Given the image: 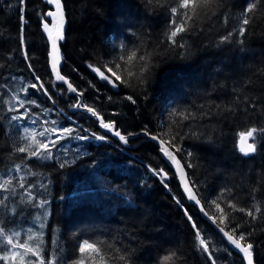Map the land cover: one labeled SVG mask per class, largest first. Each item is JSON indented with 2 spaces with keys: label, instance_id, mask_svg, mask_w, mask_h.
<instances>
[{
  "label": "trees",
  "instance_id": "16d2710c",
  "mask_svg": "<svg viewBox=\"0 0 264 264\" xmlns=\"http://www.w3.org/2000/svg\"><path fill=\"white\" fill-rule=\"evenodd\" d=\"M249 2L218 0L199 18L194 17L191 30L181 34L183 40L177 37L186 44L179 48L170 45L165 35L176 0H62L67 22L60 45V72L84 93L83 103L94 107L105 122L115 121L121 133L137 135L121 145L86 112H71L77 96L69 94L65 84L55 82L42 30L47 20H41L48 5L43 0H25L21 12L19 0H0V183L13 178L15 188V195L8 192L10 197L0 204L1 226L21 236L29 227L33 234L41 233L45 258L54 254L57 264H79L81 260L84 264H211L198 251L194 221L217 264H243L236 252L222 244L199 209L185 199L159 147L143 135L147 129L166 142L176 136L174 143L180 150L171 149L183 162L199 200H206L201 203L217 224L219 212L210 201L222 189L231 190L225 193L222 207L227 200L253 211L254 205L260 207L255 221L233 212L231 223L220 226L228 231L241 224V232L254 227L249 238L254 244V262L264 264V134L257 133L260 139L255 155H242L237 143L239 132L264 128V2H257L256 11L250 14L253 19L244 37L234 33L229 43L219 42L221 36L239 27L236 18ZM241 39L243 44L238 42ZM25 46L28 60L23 54ZM132 51L138 57L150 55L144 83L136 76H127V70L138 73L143 63L137 59L126 64L121 59ZM90 64L102 71L108 65L128 83L114 90L88 67ZM35 76L40 77L52 100L29 88L27 98L37 101L39 107L29 106L34 115L10 123L11 116L24 111H8L18 107L13 95L24 99L20 89L35 83ZM129 96L135 103L127 99ZM32 119H36L35 124ZM16 124L20 127H13ZM26 125L34 128L37 140L45 139L39 132L46 128L72 127L76 131L52 149L53 160L41 162L15 150L28 143L21 139ZM93 132L108 139L97 141L91 136ZM79 135L92 140H79ZM188 152L193 156L188 157ZM115 157L118 161L123 158L118 164ZM65 160L68 164L61 168ZM16 165L21 166V172H15ZM152 169H163L167 176L162 181L163 174L158 176ZM29 171L35 175H28ZM18 175L25 176L26 187L35 185L32 193L37 201H48L44 209L32 207L27 195H21L24 189L18 187ZM45 211L47 218L43 219ZM83 241L95 244L99 254L91 250L80 253L78 245ZM4 251L0 250V255ZM172 253L176 255L166 261Z\"/></svg>",
  "mask_w": 264,
  "mask_h": 264
},
{
  "label": "snow or ice",
  "instance_id": "6c2138e0",
  "mask_svg": "<svg viewBox=\"0 0 264 264\" xmlns=\"http://www.w3.org/2000/svg\"><path fill=\"white\" fill-rule=\"evenodd\" d=\"M45 2L49 5H54L55 10L54 11H47L46 13H43L41 15V20H46V18H51V25L48 22H45L43 24V30L45 33H47V38L51 42L52 52L50 55H53V62H52V71L55 73L56 80L62 81L65 84H67V91L72 93H77V102L73 105H70L71 107L78 109V110H84L88 114H90V117H96L99 121L100 127L105 129L108 132H111L114 136H116L120 142L123 144H128V137L134 135V133H128L127 135L122 134L120 130L116 129L115 127V121H108L105 122L103 117L97 112V110L89 106L88 104L83 103L82 97L84 95L83 92H78V90L67 81V79L57 71V59L59 50H58V42L65 39L64 36V25H65V13H64V6L61 2V0H45ZM151 2V0H149ZM257 2H264V0H250V2L244 7L242 12L240 13V16L236 18V23H238L239 27L234 28L232 31H228V33L224 36H221L219 38V42L221 44L229 43L231 41V38L233 37L234 33L238 35L239 37H244L246 32L249 31L248 25L251 23L253 17L250 15L254 13L257 9ZM20 5L22 6L20 8V11L23 12L24 8L23 5H25V0H19ZM157 3H159V0H157ZM218 3V0H176V6H173L170 8V19H169V27L168 31L165 33L167 40L170 45L176 46L179 48H185L186 44L179 42L177 40V37H180L181 40H183V36L181 34L188 33L191 30V24L195 18H199L201 13L204 10H209L214 4ZM215 13H213L214 15ZM179 17V19H177ZM21 20H23V15H21ZM224 23H228V16H224ZM22 44L24 43L22 39ZM239 43L243 44V40H239ZM24 57L25 60H28V53L25 46L24 49ZM121 59L125 60L126 64H131L135 60L142 61L143 63L139 66V72L133 73L131 70H127V76L132 77L136 76L138 80H140L141 83H144V77L145 74L150 71V55H140L137 56L136 51H132L126 58L122 57ZM89 68H91L94 72L98 74V76L111 84L113 87H119L120 84H126L128 83L127 79H122L120 74H117L116 71L113 70L112 67H109L108 65H104V69L106 71H102L100 67H96L94 65H88ZM116 68H119L120 65L116 64ZM29 68H31V64H29ZM110 73V75L106 74ZM114 78V79H113ZM35 83L28 84L20 89V92L25 94L24 99H20L18 94H14L12 97V100L15 101V104L17 106H12L8 108L9 112H19L20 109H23V113L20 115H13L9 118L10 123L13 121L21 122L24 121L26 118H28L31 115H34L30 112L29 106H36L39 107L37 101L27 98V93L29 88L34 89L36 92H40L43 95H46L49 100H52L51 93L48 92V89L45 87L44 83L40 80L39 76H35ZM119 82V83H117ZM128 100L135 103L133 98L131 96L127 97ZM54 103V101H53ZM180 115L183 116L184 119H188L189 116L184 115L183 113H180ZM32 124L36 123V119H32L30 121ZM47 123V121H44ZM53 125H56V121H51ZM13 127L19 128L20 125L16 124L13 125ZM7 129L5 132L7 133ZM74 131L76 129L72 127H52L50 129L46 128L43 131L39 132L40 137H44V140H37L36 135L37 133L30 129L28 127H23V133L24 135L21 137V139L27 140L28 143L24 146L17 147L15 150L18 153H24L26 154V158L32 159L35 158L37 161H50L53 160V152L52 149L56 148L58 144H60L61 141L71 138ZM85 132L88 131V129H84ZM257 133L264 134V128H256L252 127L247 129L246 131H241L238 133V150L239 152L244 156H251L255 155L258 150V139L260 137L257 136ZM143 134L148 136L150 139L157 141L162 146L163 154L168 157L173 164L177 165L178 171L181 172V180L184 185V191L187 193V198L189 200L194 201L197 205L200 204V200L197 199V196L194 192L195 184L191 183L187 177L186 174L183 172V169L180 167V162L176 159V157L172 154L171 151H169L167 148H164L163 145L165 143L168 144L170 148L176 149L179 151L180 149L177 148L174 141L176 140V136H172L169 141H165L161 138L160 134L151 133L147 129L143 130ZM177 136L179 133L176 134ZM192 135H196L195 132L192 133ZM52 136H55L53 139ZM91 136L98 140V141H105L108 139L105 135H99L95 132L91 133ZM79 140H88V135H79L77 137ZM188 157H192L193 153L188 152ZM68 164V161L65 160L62 163H60V167L63 168ZM188 167H193L192 164H189ZM21 166L16 165L15 166V172L19 173L21 172ZM154 174L161 176L162 175V181L163 178L167 176V173H164L163 169H160L157 171L156 169H152ZM28 175H35V173H32L29 171ZM25 176L21 175L18 177V187L21 189H24V194L27 195V201L32 205V207L44 209L45 206L48 204V201L46 199H39L36 200L35 196L32 193V188L35 187L33 184H29L27 187L24 183ZM13 185V178L5 179L2 183H0V190L10 192L11 194L15 195V188ZM43 187V185H41ZM167 187V185H165ZM230 189H222L220 194L216 197V199H213L210 201L212 205L215 206V208L219 212V224H217L218 230L220 233L223 234V237L227 239V241L234 246L236 250L242 255L243 261L246 262V264H254V244L250 242L249 238L253 235V232L255 231V228H251V230L246 232H241L239 229L241 228V224H236L235 227L230 228L228 231L225 230V227H221V224H228L231 223V220L229 217L231 216V213L233 212H240L244 213L247 217L250 218L251 221H255L258 219L257 214L261 212V209L259 206L254 205L255 211L252 209H246L244 207H239L237 203L234 202V200H227L225 203V206H221V201L224 198L225 193L230 192ZM253 192L256 191V189L252 190ZM7 199V197H4L3 199H0V204H4V201ZM177 203L179 201L177 200ZM226 209L230 211H226ZM15 211L14 209L12 210ZM187 214V212H186ZM47 218V212L45 211L43 213V219ZM38 219H40L38 217ZM189 221H192V217L188 216ZM210 219H213L210 217ZM250 222V221H246ZM213 223H216V220L213 219ZM39 227L42 229L44 227L43 222L39 224ZM192 227L196 229V239L199 242L198 251L203 252L206 255V258L211 262V264H217V259L214 257L212 250H210L208 243L206 242L205 238L202 237L201 232L199 229H197V226L194 221H192ZM238 234V235H237ZM21 236L20 232H14L12 235H7L5 232L4 227H0V237L3 238V243L8 246L10 250L5 251L3 255H0V261H3L4 264H9V262H15L18 260L19 264H57V260L54 254L47 257V259L44 256V249H43V242L40 239V236L37 234H33L32 230H28L27 238L23 241L19 239ZM34 242V243H30ZM15 249H22V251H15ZM86 250H91L93 253L99 254V248L88 241H83L82 244L78 245V251L80 253H85ZM176 254L172 253L171 256H166L165 260H170L172 257H174ZM28 257H34V259H28ZM121 259H124V257H121ZM101 260H103V257H101ZM79 264H84V261L81 260Z\"/></svg>",
  "mask_w": 264,
  "mask_h": 264
},
{
  "label": "water",
  "instance_id": "95a60500",
  "mask_svg": "<svg viewBox=\"0 0 264 264\" xmlns=\"http://www.w3.org/2000/svg\"><path fill=\"white\" fill-rule=\"evenodd\" d=\"M45 1V0H44ZM63 4V3H62ZM49 5V4H48ZM52 6V8H53V10L52 11H54L55 10V6L54 5H51ZM64 10V9H63ZM65 13V12H64ZM46 20L47 21H44L43 22V24L45 23V22H48L50 25H51V18L50 17H48V18H46ZM66 18H65V25H64V33H65V29H66ZM42 30H43V26H42ZM43 33L45 34V36H46V38H47V33H45L44 32V30H43ZM65 36V35H64ZM47 40H48V38H47ZM64 42V40H62V41H59L58 42V50H59V53H58V56L56 57V59H57V71H59V73L61 74V72H60V69H61V66H62V53H61V49H60V45H61V43H63ZM48 43H49V53H48V58H49V66H50V69H51V71H52V62H53V55H50V53L52 52V47H51V42L48 40ZM94 73H96V72H94ZM52 74H53V77H54V80H55V82L56 83H63V84H65L64 82H62V81H57L56 80V76H55V73L52 71ZM97 74V73H96ZM62 75V74H61ZM98 75V74H97ZM100 78V77H99ZM101 79V78H100ZM102 80V79H101ZM68 81V80H67ZM104 81V80H103ZM106 82V81H105ZM109 86H111L114 90H117L118 89V87H113L111 84H109L108 82H106ZM66 86H67V84H65ZM69 92V91H68ZM69 94H75L76 96H77V93H72V92H69ZM84 111V110H83ZM84 112H86V111H84ZM87 113V112H86ZM88 114V113H87ZM90 115V114H89ZM94 119H96L97 121H98V119L96 118V117H93ZM99 122V121H98ZM99 126H100V124H99ZM101 128V127H100ZM101 130H103L104 132H106V133H108V134H110V136L111 137H113L114 139H116L120 144H123L122 142H120L119 141V139L116 137V136H114L111 132H108V131H106L105 129H103V128H101ZM139 135V134H138ZM144 135V134H143ZM135 136H137V135H132V136H130V137H128V139H130V138H133V137H135ZM149 138V137H148ZM150 139V138H149ZM151 141H153L158 147H159V153H160V156L162 157V159L166 162V164L173 170V172L175 173V175H176V177H177V181H178V183H179V185H180V189H181V192H182V194H183V196L185 197V199L190 203V204H193L194 206H196L198 209H199V211H200V213H201V215H202V217H204V218H206L207 220H209L212 224H214L213 223V219H210V216L207 214V212L204 210V208H203V206H202V203H201V201H200V204L199 205H197L194 201H192V200H189L188 198H187V193L184 191V185H183V183H182V180H181V172L180 171H178V169H177V165H175V164H173L172 163V161L168 158V157H166L164 154H163V151H162V146L157 142V141H154V140H152V139H150ZM163 147L164 148H167L169 151H171L172 152V154L176 157V159L180 162V167L183 169V172L186 174V177H187V179L189 180V178H188V175H187V172H186V169H185V166H184V164H183V162L180 160V158L178 157V155L176 154V152L175 151H173L166 143L163 145ZM246 157H248V156H246ZM195 192V191H194ZM195 194H196V192H195ZM196 196H197V194H196ZM197 199H199L198 198V196H197ZM215 229L217 230V232L223 237V234L222 233H220L219 232V230H218V227L217 226H215ZM224 238V237H223ZM225 239V241L227 242V244L231 247V249L234 251V252H236L241 258H242V255L238 252V250H236L235 248H234V246H232L228 241H227V239L226 238H224ZM244 264H246V262L244 261ZM255 264V263H254Z\"/></svg>",
  "mask_w": 264,
  "mask_h": 264
},
{
  "label": "bare ground",
  "instance_id": "6f19581e",
  "mask_svg": "<svg viewBox=\"0 0 264 264\" xmlns=\"http://www.w3.org/2000/svg\"><path fill=\"white\" fill-rule=\"evenodd\" d=\"M43 1H44V0H43ZM44 2H45V1H44ZM61 2H62V0H61ZM45 3H46V2H45ZM46 4H47V3H46ZM47 5H48V4H47ZM116 5H117V4H116ZM117 6H118V5H117ZM119 6H120V5H119ZM48 7H49V9H48L47 11H50V10L52 11V10H53V8H52L51 5H48ZM125 8H126V7H124V11L127 10V9L125 10ZM122 9H123V7H122ZM129 9H130V8H129ZM129 9H128V11H129ZM47 11H46V12H47ZM64 12H65V11H64ZM126 12H127V11H126ZM124 13H125V12H124ZM128 13H129V12H128ZM130 13H131V12H130ZM132 14L135 15V13H132ZM122 16H124V15H122ZM125 16H126V15H125ZM127 16L129 17L128 14H127ZM127 16H126V17H127ZM130 16H132V15L130 14ZM126 17H124V18H126ZM65 18H66V16H65ZM131 18H132V17H131ZM126 20H127V19H126ZM130 20H131V19H130ZM132 20L135 21V19H132ZM132 20H131V21H132ZM136 20H137V19H136ZM132 22H133V21H132ZM44 35H45V34H44ZM45 38H46V36H45ZM46 40H47V38H46ZM122 42H123V41H122ZM47 43H48V40H47ZM123 43H124V42H123ZM120 44H121V43H120ZM124 45H125V44H124ZM48 46H49V43H48ZM122 47H123V46H122ZM123 50H124V49H123ZM173 75H174V74H173ZM175 76H176V74H175ZM179 76H180V75H179ZM179 76H177V77H179ZM171 78H172V76H171ZM173 79H174V78H173ZM177 80H179V79H177ZM170 82H172V81H170ZM166 83H167V82H166ZM168 83H169V82H168ZM168 83H167V84H168ZM170 84H171V83H170ZM173 84H174V83H172V85H173ZM181 84H182V83H181ZM181 84H180V85H181ZM164 85H165V84H164ZM178 85H179V84H178ZM180 85H179V86H180ZM175 86H176V85H175ZM165 87H166V86H164V88H165ZM172 87H173V86H172ZM164 88H163V89H164ZM167 89H169V88L167 87ZM177 89H179L178 86H177ZM181 89H182V88H181ZM183 89H184V88H183ZM164 90H165V89H164ZM164 90H163V91H164ZM166 91H167V90H166ZM169 91H170V90H169ZM177 91H179V90H177ZM180 91H181V90H180ZM185 91H186V90H185ZM172 92H173V91H172ZM174 92H176V90H174ZM181 92H182V91H181ZM103 93H104V92H103ZM162 93H163V92H162ZM170 93H171V91H170ZM168 94H169V93H168ZM175 94H176V93H175ZM67 95H68V94H67ZM161 95H162V94H161ZM169 95H170V94H169ZM169 95H168V97H170ZM175 96H176V95H175ZM159 97H160V96H159ZM161 97H162V96H161ZM165 97H166V96H165ZM173 98H174V97H173ZM167 99H168V98H167ZM167 99H166V101H167ZM164 100H165V99H164ZM160 101H161V100H160ZM160 101H159V102H160ZM164 102H165V101H164ZM161 103H162V102H161ZM161 103H159V104H161ZM159 106H160V105H159ZM161 106H163V105L161 104ZM160 108H161V107H160ZM77 110H78V109L72 108V109H71V112H75V111H77ZM82 111H83V110H82ZM106 116H107V115H106ZM106 116H105V117H106ZM103 118H104V117H103ZM97 122H98V121H97ZM95 125H96V124H95ZM116 125H117V124H116ZM95 127H96V126H95ZM97 127H98V126H97ZM91 129H92V128H91ZM95 131H96V130H95ZM100 133H101V132H100ZM137 133H138V132H137ZM139 133H140V132H139ZM97 134H99V133H97ZM103 134H104V133H103ZM122 134H123V133H122ZM125 135H126V134H125ZM89 138H90V139H88V140H92L91 137H89ZM134 138H135V137H134ZM145 138H146V137H145ZM147 138H148V137H147ZM131 140H132V139H131ZM110 141H111V140H110ZM150 142H151V141H150ZM105 143H106V142H105ZM151 143H152V142H151ZM106 144H107V143H106ZM119 144H120V143H119ZM111 145H112V144H111ZM121 145H126V144H121ZM167 145H168V144H167ZM113 146H114V145H113ZM155 147H156V146H155ZM158 150H159V148H158ZM127 151H128V150H127ZM105 154H107V153H105ZM130 154H131V153H130ZM104 157H105V156H104ZM116 157H118V156H116ZM116 157H115V158H116ZM123 157H125V156H123ZM123 157H119V158H121V160H122ZM131 157H132V156H131ZM115 158H114V160H116L117 163L119 164V162H120L121 160L118 161L119 159L117 160V158H116V159H115ZM125 158H126V157H125ZM138 158H139V157H138ZM108 159H109V155H108ZM100 160H101V159H100ZM102 160H103V159H102ZM102 160H101V161H102ZM105 160H106V159H105ZM105 160H104V161H105ZM130 160H131V159H130ZM136 160H137V159H136ZM106 161H107V160H106ZM116 161H115V162H116ZM123 161H124V160H123ZM124 162H125V161H124ZM124 162H122V163H124ZM126 162H127V160H126ZM132 162H133V161H132ZM112 164H113V163H112ZM124 164H125V163H124ZM126 164H128V163H126ZM130 164H131V163H130ZM113 165H117V164H113ZM118 166H119V165H118ZM118 166H117V167H118ZM122 166H123V165H122ZM122 166L120 165L119 167H122ZM124 166H125V165H124ZM115 167H116V166H115ZM122 168H123V167H122ZM186 172H187V171H186ZM187 175H188V173H187ZM194 191H195V190H194ZM200 191L202 192V190H200ZM200 191H199V192H200ZM197 192H198V191H197ZM197 195H199V194H197ZM203 198H204V196H203ZM248 199H249V198H248ZM253 199H254V198H253ZM202 200H204V199H201V201H202ZM204 201L206 202V200H204ZM253 201H254V200H253ZM258 201H259V200H258ZM254 202H255V201H254ZM260 202H261V201H260ZM260 202H259V203H260ZM204 204H205V203H204ZM262 205H263V204H262ZM202 206H204L203 203H202ZM203 208H204V207H203ZM204 210H205V209H204ZM205 211H206V210H205ZM207 214H208V213H207ZM208 215H209V214H208ZM209 216H210V215H209ZM262 216H264V215H262ZM210 217H211V216H210ZM211 218H212V217H211ZM205 219H206V218H205ZM208 221H209V220H208ZM209 222H210V221H209ZM210 223H211V222H210ZM211 224H212V223H211ZM212 225H213V227H214L215 232L218 234V236L221 237V241L223 240L224 243L222 242V244H223V245L225 244V245H226L231 251H233V250L231 249V247L227 244V242L225 241V239H224V238H223V237L217 232V230L215 229V226H217V223H214V224H212ZM226 231H227V230H226ZM164 236H165V234H164ZM165 239H166V236H165ZM216 240H217V238H216ZM162 241H163V239H162ZM220 243H221V242H220ZM233 252H234V251H233ZM254 260H255V259H254ZM238 261H239V260H238ZM240 261H241V259H240ZM240 261H239V262H240ZM241 262H242V261H241ZM254 263H255V262H254ZM239 264H241V263H239ZM243 264H244V262H243Z\"/></svg>",
  "mask_w": 264,
  "mask_h": 264
},
{
  "label": "rangeland",
  "instance_id": "374dc122",
  "mask_svg": "<svg viewBox=\"0 0 264 264\" xmlns=\"http://www.w3.org/2000/svg\"><path fill=\"white\" fill-rule=\"evenodd\" d=\"M29 121V120H28ZM24 127H28L29 129H30V131H32V130H34V128L33 127H30L29 125L27 126H24ZM24 134V133H23ZM52 138H53V136H52ZM54 139V138H53ZM90 139V138H89ZM96 140V139H95ZM98 141V140H97ZM19 176V175H18ZM4 197H7V199L10 197V195L8 194V192H6V191H0V199H3ZM6 199V200H7ZM32 220H33V217L30 219V222H32ZM0 227H2L1 226V220H0ZM40 228V227H39ZM29 229H31L30 227L29 228H27V230H26V233L24 234H22V236H20L19 237V239L21 240V241H23V240H25L26 238H27V235H28V230ZM41 229V228H40ZM5 232H6V234L7 235H12L13 233H14V231L13 230H7V229H5ZM39 236H41V233H39L38 234ZM30 243H34V242H30ZM0 250H5V251H8V250H10V249H8V246H6L4 243H3V238L2 237H0ZM4 251V252H5ZM15 251H22V249H15ZM4 252H1L2 254L1 255H3L4 254ZM28 259H34V257H28ZM2 264H4V262L3 261H0ZM9 264H13V262H9ZM15 264H19V261L17 260L16 262H15Z\"/></svg>",
  "mask_w": 264,
  "mask_h": 264
}]
</instances>
